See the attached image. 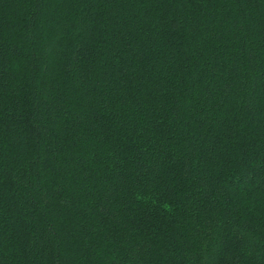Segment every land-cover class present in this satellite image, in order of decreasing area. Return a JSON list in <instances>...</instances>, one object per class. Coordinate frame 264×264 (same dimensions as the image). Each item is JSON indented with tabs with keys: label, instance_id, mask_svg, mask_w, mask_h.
Segmentation results:
<instances>
[{
	"label": "trees",
	"instance_id": "obj_1",
	"mask_svg": "<svg viewBox=\"0 0 264 264\" xmlns=\"http://www.w3.org/2000/svg\"><path fill=\"white\" fill-rule=\"evenodd\" d=\"M0 264H264V0H0Z\"/></svg>",
	"mask_w": 264,
	"mask_h": 264
}]
</instances>
